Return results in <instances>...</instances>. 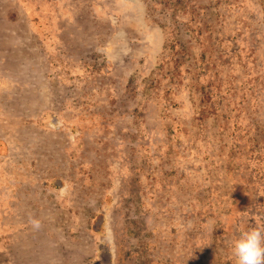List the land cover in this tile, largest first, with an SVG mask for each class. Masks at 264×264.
<instances>
[{
  "label": "rangeland",
  "instance_id": "obj_1",
  "mask_svg": "<svg viewBox=\"0 0 264 264\" xmlns=\"http://www.w3.org/2000/svg\"><path fill=\"white\" fill-rule=\"evenodd\" d=\"M255 227L264 0H0V264H237Z\"/></svg>",
  "mask_w": 264,
  "mask_h": 264
},
{
  "label": "clouds",
  "instance_id": "obj_2",
  "mask_svg": "<svg viewBox=\"0 0 264 264\" xmlns=\"http://www.w3.org/2000/svg\"><path fill=\"white\" fill-rule=\"evenodd\" d=\"M232 252L237 264H264V227L243 231L233 241Z\"/></svg>",
  "mask_w": 264,
  "mask_h": 264
}]
</instances>
